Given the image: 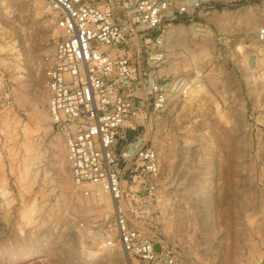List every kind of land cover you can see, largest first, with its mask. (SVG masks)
I'll return each mask as SVG.
<instances>
[{"label": "rangeland", "instance_id": "374dc122", "mask_svg": "<svg viewBox=\"0 0 264 264\" xmlns=\"http://www.w3.org/2000/svg\"><path fill=\"white\" fill-rule=\"evenodd\" d=\"M184 1L201 6L166 22L157 71L190 92L171 94L132 133L161 165L141 226L180 264H264V0ZM55 19L46 0H0V264H130L93 243L110 199L73 180L54 130L45 74Z\"/></svg>", "mask_w": 264, "mask_h": 264}, {"label": "built area", "instance_id": "2783aa9c", "mask_svg": "<svg viewBox=\"0 0 264 264\" xmlns=\"http://www.w3.org/2000/svg\"><path fill=\"white\" fill-rule=\"evenodd\" d=\"M56 16L53 58L46 69L48 108L67 150L73 180L93 184L112 211L97 225V247L120 248L130 264H180L141 224L159 200L158 152L139 121L163 111L171 94L187 96V81H167L166 22L200 2L184 0H46ZM256 58L264 63V24Z\"/></svg>", "mask_w": 264, "mask_h": 264}, {"label": "bare ground", "instance_id": "6f19581e", "mask_svg": "<svg viewBox=\"0 0 264 264\" xmlns=\"http://www.w3.org/2000/svg\"><path fill=\"white\" fill-rule=\"evenodd\" d=\"M194 27H195V26H194V25H192V26L190 27V29H194ZM166 59H167V58H166ZM166 59H165V61H166ZM165 61H164V63H165ZM164 63H163V64H164ZM110 204L112 205V203H111V202H110ZM112 207H113V206H112Z\"/></svg>", "mask_w": 264, "mask_h": 264}]
</instances>
